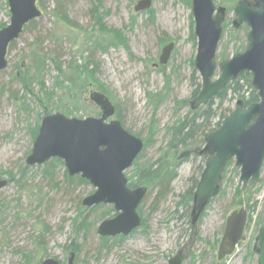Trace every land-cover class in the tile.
Instances as JSON below:
<instances>
[{
	"label": "rangeland",
	"instance_id": "rangeland-1",
	"mask_svg": "<svg viewBox=\"0 0 264 264\" xmlns=\"http://www.w3.org/2000/svg\"><path fill=\"white\" fill-rule=\"evenodd\" d=\"M139 1L104 0L99 8L104 27L121 32L128 49L118 46L90 56L91 49L87 48L107 40L91 15L90 0H66L65 13L74 26L54 18L55 0H38L41 18L8 49V67L0 71V172L8 173L0 175V180L8 181L0 190V264H26L25 257L32 264L46 259L67 264L73 240L81 245L74 264H169L179 252L183 264H259L256 238L264 226V166L259 184L243 190L240 168L231 160L223 174L220 194L193 225L192 209L177 205L192 180H200L199 163H184L166 198L157 200L154 192L139 207L146 225L121 241L112 238L103 248L97 231L103 221L115 216L113 206L104 205L91 215V228L85 238L75 232L81 222L78 205L94 192L93 186L69 185L63 165L48 170V177L47 162L27 164L35 127L44 117L42 107L24 89L31 76L35 77L31 86L34 95L41 96L43 82L47 90L54 92L47 105L49 110L52 114L70 112L72 116L65 115L68 118H97L101 110L91 94L107 95L124 129L144 143L140 159L125 173L127 179L134 177L138 169L156 165L163 156L169 138L167 128L185 117L193 102L192 60L197 55V44L190 36L194 20L191 7L182 0H153L151 14L135 12ZM215 4L228 14V27L218 53L228 58L243 53L249 47V28L233 25L235 13L228 12L232 3L216 0ZM10 19L7 1L0 0V26L7 27ZM171 44L168 63L159 65L163 50ZM44 57L46 65L40 70ZM51 58L59 60L61 71ZM86 64L94 77L83 85L76 80L77 70ZM237 101L226 107L233 110ZM111 120H117L116 115ZM9 175L13 181H9ZM141 187L149 189L150 184ZM241 209L248 217L243 238L234 253L220 260L227 219Z\"/></svg>",
	"mask_w": 264,
	"mask_h": 264
},
{
	"label": "water",
	"instance_id": "water-1",
	"mask_svg": "<svg viewBox=\"0 0 264 264\" xmlns=\"http://www.w3.org/2000/svg\"><path fill=\"white\" fill-rule=\"evenodd\" d=\"M153 0H140L136 13L148 11ZM11 14L10 24L0 30V71L8 67L10 45L19 40L24 28L39 19L42 12L38 0H7ZM191 13L197 39L195 69L201 78V91L191 103L193 111L207 105L229 82L243 74H251L252 84L259 102L244 108L238 101L235 109L217 130L206 134L202 155L209 156L197 185L192 208L194 225L219 194L222 176L231 160L240 168V184L246 190L249 184L260 182L264 166V0H242L234 9L235 27L246 24L249 28V47L242 54L217 64L216 56L223 37L227 12L216 7L214 0H192ZM173 44L166 47L160 57L165 66L171 56ZM216 71L219 76L213 81ZM91 100L101 110V117L75 119L56 113L45 117L40 125L33 150L27 164L43 165L57 158L65 163L70 176L80 175L88 180L95 192L83 200V206L93 208L112 205L116 217L103 221L98 234L102 237L128 236L142 224L138 209L148 194V188L130 189L125 176L144 149L141 139L126 131L115 117V107L102 93H92ZM8 185L0 180V190ZM1 216V213H0ZM247 211L233 212L227 219L219 247L221 260L231 255L243 238L247 226ZM256 241L259 244L258 263L264 264V226ZM72 253L67 264H74ZM38 264H60L46 259ZM169 264H183L182 253L170 259Z\"/></svg>",
	"mask_w": 264,
	"mask_h": 264
},
{
	"label": "trees",
	"instance_id": "trees-1",
	"mask_svg": "<svg viewBox=\"0 0 264 264\" xmlns=\"http://www.w3.org/2000/svg\"><path fill=\"white\" fill-rule=\"evenodd\" d=\"M182 1H184L189 7L192 6V0H182ZM215 1L216 0H214V2ZM240 1L242 0H224V3L229 2L233 4L231 8H228V12L234 11L235 7ZM55 2H56V8L52 12V15L54 16V18H57L61 22L68 23L74 26V24L69 21L65 13L64 7H65L66 0H55ZM90 2L93 3V9H92L91 15L95 19V23L99 27V30L105 33L102 35H106V39H107V40H103V42L102 41L95 42L91 46V48H87V50L91 49L90 56L92 57L96 51L107 52L109 51L110 48L118 47V46H123L125 49L126 48L128 49V42L121 32L116 31V30H108L104 27V24L102 22V17L101 15H99V8L101 7V5H103L104 0H90ZM145 12L149 14L152 13V11L150 10L145 11ZM35 21L36 20L26 25L24 28V31L27 30L30 26H32ZM191 22H192V27H193L194 22L193 21ZM227 27H228L227 24H225L223 27V31H224L223 37L225 35ZM3 28H5L4 25L0 26V29H3ZM247 29H248L247 26H245V30ZM190 40L194 42L195 45L197 44V39L195 37L193 30L190 36ZM14 43L15 42H13L10 45L9 49L11 48L12 45H14ZM216 59L218 63L229 60V58L222 52L217 54ZM50 60L56 63V68L58 71L62 70V64L59 62V60L54 59V58H51ZM90 60L91 59L88 60V64L90 63ZM46 61H47V58L44 57V60L41 62L42 66L41 68H39L40 70L44 69V66L46 65ZM192 71H193L192 80L194 81V88H195L193 95H192V99L194 100L201 91V78L197 70L195 69L194 60H192ZM77 75L78 77L76 78V80L78 81V83H82L83 85H86L89 79H93L94 72L90 71L86 64L85 66L78 68ZM34 79H35L34 76H31V78H28L29 82L27 81V85L26 83H24L26 85L24 86V89L27 90L26 93L28 95L30 94L34 96L35 101L38 103L40 107H42L43 115H44V117L42 118L43 120L45 117L53 115L52 111L49 110L47 105L49 101L53 100L54 92L51 90H47L44 83L41 82L40 93L42 97L41 96L36 97L34 95L33 90L31 89V86L33 84L32 81ZM69 81H70L69 83H71L72 78ZM63 83H60V85ZM238 99L244 103L245 108L259 102L258 93L254 89L253 84H252L251 74H247V73L243 74L239 79L229 82L226 88L223 91H221L215 98H213L206 106H203L196 111H193L190 109L189 113L185 117L178 119L177 122H175L172 126H169L167 128V134L169 135V138H168V142L166 145V151L164 152L163 156L159 159L156 165H151L149 166V168L138 169L135 173V176L128 179L129 188L137 189V188H140L144 183H147V184H150V188H149V193L147 197L145 198V200L154 192L157 193V198H156L157 200L161 198H166L169 194L172 182L177 177L176 172L179 169V167H181V165H183L184 163L186 164L191 161L194 163H197V162L199 163L197 166V175L201 177L202 172L205 168V162L207 160V157L201 154L203 148L201 149L200 146L205 145L204 138L206 134L220 128L224 119H226L229 116V114L232 112V108L226 107V105L229 104L231 101H237ZM183 103H187V102H183ZM64 114L67 116H72L70 112H65ZM100 116H98L97 118H99ZM116 118L118 121L122 123L121 117L118 114H116ZM216 119H218V121L215 123ZM122 126L124 128L123 124ZM39 129H40V124L38 123L34 130V135H33L34 140L38 136ZM140 157L141 156H139L136 159L134 164H136V162L140 159ZM47 163L48 165L46 166L47 169L45 171V174L48 177H51L50 172L48 171L51 168H54L56 165L65 166V163L62 160L57 159V158H54ZM7 174L8 173L5 174V173L0 172V175H7ZM9 176H10L9 181H11L12 176L11 175ZM65 178L69 185H73L76 183L84 184V185H91V183L88 180L83 179L81 176H70L67 170L65 171ZM52 180L53 179H51V181ZM198 183L199 181L197 180V178L192 180V186L186 191V193L183 196L180 197V202L177 205L178 207L182 206L186 210L188 209L191 210L193 208L194 194H195ZM240 195L241 193H240V190L238 189L237 196H240ZM78 206H79L78 216L81 218V222L76 226L75 232L79 234L82 233L83 236L87 238L89 230L91 228V224L89 223V219L91 215L95 211L103 207L104 205L95 206L93 208H86L83 206V201H82L81 203H79ZM112 211L115 212L114 207ZM116 215L117 214H115V216ZM191 215H192V210H191ZM104 218H107V217H104ZM104 218H101V219H104ZM76 224H77V221H75V225ZM145 225H146L145 220H142L141 226L144 227ZM136 231L137 230H135L134 232ZM100 237L102 240V247L107 248L109 243L112 241V237H102V236ZM124 237H127V236L121 235V236H118L117 238L115 237L116 239L114 241L116 240L121 241ZM69 250L72 253H75V255H77L81 252V245L77 244L76 241L73 240L71 243V246L69 247ZM25 262L26 264H32L28 257H25ZM38 263H40V261Z\"/></svg>",
	"mask_w": 264,
	"mask_h": 264
},
{
	"label": "bare ground",
	"instance_id": "bare-ground-1",
	"mask_svg": "<svg viewBox=\"0 0 264 264\" xmlns=\"http://www.w3.org/2000/svg\"><path fill=\"white\" fill-rule=\"evenodd\" d=\"M115 111H116V109H115Z\"/></svg>",
	"mask_w": 264,
	"mask_h": 264
}]
</instances>
